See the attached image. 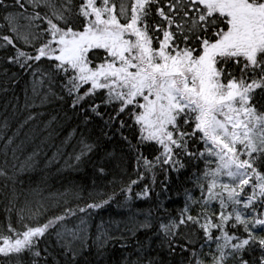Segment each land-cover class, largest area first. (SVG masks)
<instances>
[{
    "label": "snow or ice",
    "instance_id": "1",
    "mask_svg": "<svg viewBox=\"0 0 264 264\" xmlns=\"http://www.w3.org/2000/svg\"><path fill=\"white\" fill-rule=\"evenodd\" d=\"M0 9L15 33H0V49H15L9 61L50 89L58 84L73 107L90 98L153 182L158 168L190 171L184 207L158 225L169 255L179 254L180 264H264V0H0ZM97 93L110 112L100 111ZM125 128H135L137 144ZM146 142L153 159L138 147ZM137 180L122 191L131 196ZM139 195H150L147 186ZM76 211L33 225L20 209V227L9 216L0 225V264H22L25 253L30 264H77L82 249L74 244L86 230L64 223ZM112 238L104 230L95 243L103 248Z\"/></svg>",
    "mask_w": 264,
    "mask_h": 264
},
{
    "label": "trees",
    "instance_id": "2",
    "mask_svg": "<svg viewBox=\"0 0 264 264\" xmlns=\"http://www.w3.org/2000/svg\"><path fill=\"white\" fill-rule=\"evenodd\" d=\"M4 15L6 12L0 9V25H4L0 33L15 38ZM16 43L31 50L19 40ZM14 51L11 45L0 49V169L7 173L0 176V225L11 216L13 225L20 227V209H25V222L33 225L67 208L77 209L64 221L69 228L86 230V235L81 234L85 238L74 244L82 249L77 264H128L136 257L141 264L148 260L153 264H180L179 254L169 255L157 232L161 221L177 217L184 207L185 189L192 188L190 171L165 172L158 168L153 182L151 172H144L142 165L137 168L136 151L116 131L117 123L108 125L107 115L97 116L88 105L90 98L73 107V97L58 84L50 89L47 82L40 83L39 74L34 79L28 68L9 61L7 55ZM95 103L101 104L100 111H111V106L101 103L99 93ZM123 132L133 144L138 143L135 128ZM86 144L92 146L91 150L85 148ZM138 147L148 159L158 154L151 142ZM138 172H144L142 179L137 180ZM131 180L137 183L131 185L132 194L128 196L122 189ZM145 186L150 195H139ZM193 194L199 195L195 190ZM102 200L108 203L79 211L86 204ZM146 220L151 227H140ZM104 230L113 238L98 248L95 240ZM0 231L4 229L0 227ZM55 244V237L48 239L50 251ZM31 259L25 253L22 264H30Z\"/></svg>",
    "mask_w": 264,
    "mask_h": 264
}]
</instances>
